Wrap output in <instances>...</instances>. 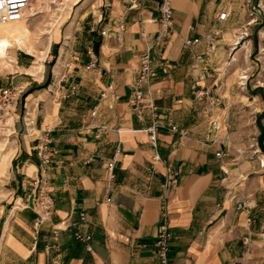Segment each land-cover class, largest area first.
I'll return each instance as SVG.
<instances>
[{
    "label": "crops",
    "instance_id": "crops-1",
    "mask_svg": "<svg viewBox=\"0 0 264 264\" xmlns=\"http://www.w3.org/2000/svg\"><path fill=\"white\" fill-rule=\"evenodd\" d=\"M130 1L67 3L45 32L29 23L46 15L39 3L16 22L44 55L14 43L0 59V93L12 99L0 112V264H158L165 194L170 264H264V0H170L161 47L160 0ZM149 48L156 75L145 102L159 113L156 145L149 113L132 100ZM199 89L215 105L199 101ZM45 137L54 155L43 168L36 148ZM170 172L179 181L165 191ZM40 178L54 200L42 223ZM55 231L60 248L48 251ZM77 232L92 238V251Z\"/></svg>",
    "mask_w": 264,
    "mask_h": 264
},
{
    "label": "built area",
    "instance_id": "built-area-1",
    "mask_svg": "<svg viewBox=\"0 0 264 264\" xmlns=\"http://www.w3.org/2000/svg\"><path fill=\"white\" fill-rule=\"evenodd\" d=\"M52 4L61 3L64 0H47ZM37 2V0H0V23H14L22 20L27 10L32 9L33 5ZM132 7H137L139 5V0H131L130 1ZM228 17L226 12L221 13L218 17V20L225 21ZM159 23L161 25V30L156 38V45L161 47L163 44V40L168 35L172 23H173V9L171 6L170 0H160V18ZM107 32L102 30V36H106ZM219 32L214 31L208 36V40L210 43V47L213 48L216 40L218 39ZM199 40H187L185 42V47H191L194 44L198 43ZM98 60L96 58H92V61L87 66V69H95L97 68ZM154 71V61L151 55V48L147 49L144 54L140 58V71L137 81L133 87L132 100L134 111L143 114L147 111L150 115L151 125L148 127L147 132L151 137L152 143L156 145L157 136L159 133V113L156 106L149 102H145V91L148 88L155 77ZM8 92L0 93V112H4L6 108L11 104L12 99L9 97ZM196 98L199 101H206L209 105L213 106L216 103V100L208 91H202L199 89L196 93ZM97 108L94 113H96ZM32 122H29L27 127H31ZM215 129L220 130L222 127L218 126L214 123ZM173 131L177 130V127H172ZM29 132V131H28ZM225 139L229 140V135H225ZM37 155L41 161V166L46 168L50 165L53 158V150L51 148V141L49 137L39 139V143L36 148ZM120 152V149L117 151ZM217 158L223 159L226 154L220 150L216 154ZM264 166V164H263ZM116 167V161L113 160L109 163V180L113 181L115 179L114 169ZM225 174H228L227 171L224 170ZM178 174L175 172H170L168 175V179L164 185L165 191L169 190L170 187L176 186L178 184ZM33 188L35 191V199L34 205L38 208L39 219L38 222L42 223L47 220L54 212V200L50 196L48 190L45 187V183L42 178L33 181ZM235 199V197L233 198ZM239 209L248 208V201L242 200ZM162 217L163 224L160 227L158 236L155 240V250L156 256L158 259V264H170V250H171V241L172 235L168 225V214L166 207V194L164 195V204L162 209ZM82 220H85V215L82 214ZM59 233L58 231L54 232L55 242L47 247L48 251L58 250L60 247L58 240ZM75 239L86 244L87 250L92 251V247L90 246L91 237L84 235L80 232L75 233ZM21 264V263H19Z\"/></svg>",
    "mask_w": 264,
    "mask_h": 264
},
{
    "label": "rangeland",
    "instance_id": "rangeland-1",
    "mask_svg": "<svg viewBox=\"0 0 264 264\" xmlns=\"http://www.w3.org/2000/svg\"><path fill=\"white\" fill-rule=\"evenodd\" d=\"M76 0H69L68 2H65L64 5H60L61 3H56V4H50V6L54 9H60V8H64L67 6V3H74ZM41 3V2H40ZM39 11H41V7L39 5ZM57 11V10H56ZM40 14V12H39ZM38 15V14H37ZM35 15V16H37ZM33 16V17H35ZM56 18V17H55ZM59 20V19H58ZM57 20V21H58ZM54 20L50 17V16H46V15H38L36 18H30L29 19V23L32 24L33 27H35L36 29L39 28V29H42L44 30L43 32H45V29H52V24H53ZM61 22V21H59ZM22 26V27H21ZM14 27V28H13ZM22 29H21V28ZM2 29V30H1ZM13 30V31H12ZM6 31V32H5ZM24 31L25 34L27 35L28 34V31L26 29V26H25V23L24 22H21V23H18L16 24V22L14 23H11L10 25L8 26H0V37H3V36H8V40L9 41H14L15 38H18V37H25V36H22L21 32ZM4 32V33H2ZM39 37H37L38 39ZM37 42L40 41V40H36ZM9 48V46H7L5 44V42L3 41H0V52L3 51L5 52L6 56H7V49ZM43 48V47H41ZM37 51V52H36ZM30 53H35L36 55L39 54V51L38 50H35L34 48H31V52ZM5 56V58H6ZM36 66H38V63L36 64ZM226 127L223 125V130L225 131Z\"/></svg>",
    "mask_w": 264,
    "mask_h": 264
},
{
    "label": "bare ground",
    "instance_id": "bare-ground-1",
    "mask_svg": "<svg viewBox=\"0 0 264 264\" xmlns=\"http://www.w3.org/2000/svg\"><path fill=\"white\" fill-rule=\"evenodd\" d=\"M69 0H64L63 2H61V4L60 5H62L64 2H68ZM41 2V3H40ZM37 3H39L38 4V6L40 5V7H41V11H38V14H39V12H40V14H46V15H49L53 20L55 19V17H57L58 15H57V11H62V9L63 8H60V9H58L57 11L56 10H54L51 6H50V4H52V3H50L49 1H47V0H37V2L34 4V5H36ZM37 15V14H36ZM35 16V15H34ZM33 17V16H32ZM28 19V18H27ZM11 23H7V24H3V23H0V26L2 25V26H8V25H10ZM22 27V26H21ZM20 27V28H21ZM14 28V27H13ZM22 29V28H21ZM2 30V29H1ZM13 31V30H12ZM6 32V31H5ZM2 33H4V32H2ZM42 35V34H41ZM44 35V34H43ZM9 36V35H8ZM8 36H3V37H0V41H3V42H5V44L7 45V46H11V45H13L14 43H16L20 48H22V49H24V50H26L27 52H31V48H33V47H31V46H29V44H28V40L25 38V37H18V38H15L14 39V41H9L8 39ZM38 36V35H37ZM43 37V36H42ZM28 38V37H27ZM49 41V40H48ZM47 43V42H46ZM33 44V43H32ZM50 45V44H49ZM48 48V47H47ZM37 52V51H36ZM43 55H44V52H40L39 51V54H38V56H39V58H43ZM5 56H6V54H5V52H3V51H1L0 52V59L2 60V59H5ZM13 59V58H12ZM37 67H40L39 69H41V66H37Z\"/></svg>",
    "mask_w": 264,
    "mask_h": 264
}]
</instances>
